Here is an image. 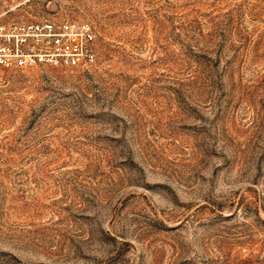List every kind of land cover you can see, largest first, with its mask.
<instances>
[{
  "label": "rangeland",
  "instance_id": "1",
  "mask_svg": "<svg viewBox=\"0 0 264 264\" xmlns=\"http://www.w3.org/2000/svg\"><path fill=\"white\" fill-rule=\"evenodd\" d=\"M85 21L84 67L0 69V264H264V0H0Z\"/></svg>",
  "mask_w": 264,
  "mask_h": 264
},
{
  "label": "built area",
  "instance_id": "2",
  "mask_svg": "<svg viewBox=\"0 0 264 264\" xmlns=\"http://www.w3.org/2000/svg\"><path fill=\"white\" fill-rule=\"evenodd\" d=\"M95 49V30L85 21L0 18V69L84 67L94 60Z\"/></svg>",
  "mask_w": 264,
  "mask_h": 264
}]
</instances>
